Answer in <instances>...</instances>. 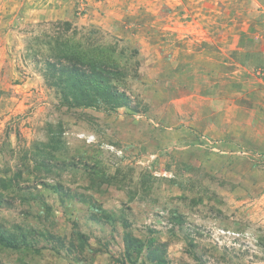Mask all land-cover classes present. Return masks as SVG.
<instances>
[{
  "label": "rangeland",
  "instance_id": "1",
  "mask_svg": "<svg viewBox=\"0 0 264 264\" xmlns=\"http://www.w3.org/2000/svg\"><path fill=\"white\" fill-rule=\"evenodd\" d=\"M64 22L114 46L128 107L46 85ZM0 226L31 231L32 248L0 246L10 264H123L124 231L166 264H264V0H0Z\"/></svg>",
  "mask_w": 264,
  "mask_h": 264
},
{
  "label": "trees",
  "instance_id": "2",
  "mask_svg": "<svg viewBox=\"0 0 264 264\" xmlns=\"http://www.w3.org/2000/svg\"><path fill=\"white\" fill-rule=\"evenodd\" d=\"M56 26L57 33L50 39L53 45L50 47L51 51L42 62H38L43 65L42 76L46 85L54 88L60 103L68 107H102L108 111L128 107L130 100L124 89L128 69L118 59L120 55L116 53L114 46L111 43L101 45L75 38L73 34H68L69 25L65 22L57 23ZM49 146L56 148L52 143ZM34 157L38 168L50 171L49 159L54 158L52 151H36ZM80 196L93 208L92 219L115 222V216L100 203L91 201L87 194ZM14 229L0 226V246L9 249L32 248L29 241L31 231L21 226H15ZM76 235L79 246L83 249L86 236L77 230ZM49 236L55 238L51 234ZM122 238L123 264L167 263L165 249L155 237L144 240L124 231ZM55 241L60 246L63 245L59 239L55 238ZM144 252L145 258L141 259ZM0 264L10 263L0 259Z\"/></svg>",
  "mask_w": 264,
  "mask_h": 264
}]
</instances>
